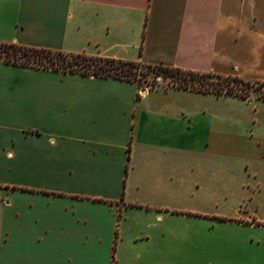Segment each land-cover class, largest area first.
Listing matches in <instances>:
<instances>
[{"label": "crops", "instance_id": "1", "mask_svg": "<svg viewBox=\"0 0 264 264\" xmlns=\"http://www.w3.org/2000/svg\"><path fill=\"white\" fill-rule=\"evenodd\" d=\"M0 44L264 83V0H0ZM255 93L0 60V264H178L187 195L205 219L264 223ZM212 249L189 264H264Z\"/></svg>", "mask_w": 264, "mask_h": 264}, {"label": "trees", "instance_id": "2", "mask_svg": "<svg viewBox=\"0 0 264 264\" xmlns=\"http://www.w3.org/2000/svg\"><path fill=\"white\" fill-rule=\"evenodd\" d=\"M0 52L2 53L0 60L7 64L138 82L144 90H152L158 85L152 83L145 86L138 79L139 75L155 74L157 77L173 79L172 86L174 87L202 93H214L219 97L236 96L244 99L250 98L252 93L257 92L259 93L258 99L264 100V83L245 82L236 77L215 76L164 65H147L142 62L106 59L86 54H70L17 44H0Z\"/></svg>", "mask_w": 264, "mask_h": 264}, {"label": "rangeland", "instance_id": "3", "mask_svg": "<svg viewBox=\"0 0 264 264\" xmlns=\"http://www.w3.org/2000/svg\"><path fill=\"white\" fill-rule=\"evenodd\" d=\"M0 54L2 53L0 52ZM138 79L141 80L145 86L152 83H157V85L174 84L173 79L163 78L162 76L157 77L155 74H150L148 76L139 75ZM257 94L258 93H255V95ZM259 171L262 173V179L264 180V164L261 165ZM201 196V194L187 195L179 200L182 203V210H178V238L180 240L188 238V241L185 244L179 243L178 245V251L182 254L180 258H178V264L191 263L192 253H197V249L200 247L209 249L206 251L213 250L212 248H214L215 250L223 252L232 250L264 252L263 222H256L255 227H251V223H243L240 227L224 220L212 221L208 218L205 219L206 216L192 211L193 209H200L201 205H197L195 202H197V199H200ZM262 198L264 200V194ZM251 210L257 212V218H264V204L253 206ZM223 211L224 210H221V212ZM224 213L233 212L225 211Z\"/></svg>", "mask_w": 264, "mask_h": 264}]
</instances>
